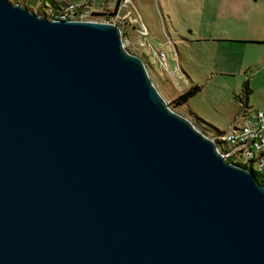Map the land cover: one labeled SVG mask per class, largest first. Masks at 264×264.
Listing matches in <instances>:
<instances>
[{
	"label": "water",
	"instance_id": "95a60500",
	"mask_svg": "<svg viewBox=\"0 0 264 264\" xmlns=\"http://www.w3.org/2000/svg\"><path fill=\"white\" fill-rule=\"evenodd\" d=\"M0 264H264V185L117 24L0 0Z\"/></svg>",
	"mask_w": 264,
	"mask_h": 264
},
{
	"label": "rangeland",
	"instance_id": "374dc122",
	"mask_svg": "<svg viewBox=\"0 0 264 264\" xmlns=\"http://www.w3.org/2000/svg\"><path fill=\"white\" fill-rule=\"evenodd\" d=\"M24 5L28 10L47 18L51 17L59 6L69 0H8ZM115 0H87V5L83 12L86 18L103 20L107 15L105 5H113ZM91 8V9H90ZM179 21L182 35H192L190 27ZM157 28L151 29L154 40L163 42L166 37L159 28L160 22L156 20ZM239 27L246 31L245 37L219 40V42L199 41L191 42L185 39L179 41L177 31L169 29V34L175 44V49H169L165 45L167 68L158 63L153 48L161 44H150L152 47L145 49V45H137L135 37H131L124 48L137 54L143 61L145 69L151 82L163 97L166 104L174 111L184 115L199 130H202L208 137L215 140L218 133L209 126L197 123L189 109L195 114L210 122L219 130L225 129L233 118L239 114V110L234 116L239 104V99H244L243 80H247L248 92L246 94L248 109H255L264 106V1L252 3V11L249 18L241 21ZM133 33V32H131ZM164 37V39H163ZM148 39V36H147ZM124 43V41H123ZM162 46V45H161ZM173 50L177 53L174 60ZM211 50L213 52L211 53ZM223 56V58L221 57ZM180 58L182 65L187 71V78L176 71L175 77L170 76L172 66ZM223 66V71L218 68ZM179 68V67H178ZM179 70V69H177ZM179 75V76H177ZM196 83L200 89L186 101L176 105L172 98L188 84ZM218 147L221 148L219 143Z\"/></svg>",
	"mask_w": 264,
	"mask_h": 264
},
{
	"label": "built area",
	"instance_id": "2783aa9c",
	"mask_svg": "<svg viewBox=\"0 0 264 264\" xmlns=\"http://www.w3.org/2000/svg\"><path fill=\"white\" fill-rule=\"evenodd\" d=\"M86 1L87 0L67 1L57 8L53 18L86 19L83 12V9L85 8L84 5H87ZM105 8L107 15L103 20L117 24L123 46L131 40L130 36L133 34L132 37H135L137 45H145L146 50H148V47H151L147 39V27L141 20V17L131 0H115L113 5L108 6L106 4ZM163 42L169 49H174L173 43L168 36ZM153 50L158 59V63L166 69L168 64L163 46H156ZM172 58L174 60L177 58L175 50H173ZM172 69H179L178 65H175ZM214 141L221 146L220 148L217 145V149L225 158L227 157L232 161L249 165L255 170L263 169L264 106L255 109H248V107L242 105L235 121L228 125L224 131L217 133Z\"/></svg>",
	"mask_w": 264,
	"mask_h": 264
},
{
	"label": "crops",
	"instance_id": "0c3cea01",
	"mask_svg": "<svg viewBox=\"0 0 264 264\" xmlns=\"http://www.w3.org/2000/svg\"><path fill=\"white\" fill-rule=\"evenodd\" d=\"M258 1L262 2L264 0H131L147 27L149 43L155 44L154 42H156L151 29L157 28L155 25L157 20L160 22L161 32L165 34L164 37H169L174 49L177 45L169 34L171 28L174 32L177 31L179 41L183 42L182 39L191 42L208 41L215 43L219 40H226L227 37H245L244 32L246 30L241 29L239 23L250 17L252 3H258ZM178 19L190 27L189 31H192V35L190 34L187 37L178 32L181 29ZM161 40L159 39L156 44L159 43L164 46L165 43L160 42ZM212 52L213 50H211ZM221 57L223 58V56ZM175 65H178L179 70H173L170 76L175 77L176 71H179L181 75L187 78L186 68L184 63L182 65L180 58L177 59V62L175 61ZM222 67L218 68L219 71L224 70ZM172 68L174 67L172 66ZM243 106L248 107L247 104ZM238 110L239 104L234 116ZM189 111L191 114H195V111L191 109ZM234 121L235 118L228 125Z\"/></svg>",
	"mask_w": 264,
	"mask_h": 264
},
{
	"label": "trees",
	"instance_id": "16d2710c",
	"mask_svg": "<svg viewBox=\"0 0 264 264\" xmlns=\"http://www.w3.org/2000/svg\"><path fill=\"white\" fill-rule=\"evenodd\" d=\"M38 14H39V12H38ZM54 14H55V12L51 14V17L50 18H53L54 17ZM127 51L132 52V51H130L128 49H127ZM242 87H243V90H244V99L243 100H241L238 96H236L234 94V97L239 99V106H242V105H246L247 104L246 103L247 102L246 94H247V92L249 90L248 89V86H247V80H243ZM199 89H200V86L199 85H197L196 83H190L183 90H181L180 92H178L172 98V102H174L176 105H179L180 103H183L184 101H186L190 96L194 95ZM192 116H193L194 120L197 123H200V124L209 126L211 129L215 130L218 133L224 131V129L223 130H219L217 127H215L211 123L207 122L206 120H204L203 118H201L198 115L192 114ZM200 131L202 133H204L202 130H200ZM226 159L229 160V161H232L230 158H227L226 157ZM239 164H242V163H239ZM242 165L250 168L251 171L253 172V175H254L256 181L258 183L264 185V168L263 169H260V170H255V169H252L249 165H245V164H242Z\"/></svg>",
	"mask_w": 264,
	"mask_h": 264
}]
</instances>
